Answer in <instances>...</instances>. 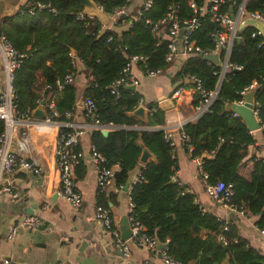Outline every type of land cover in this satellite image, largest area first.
<instances>
[{
  "label": "trees",
  "instance_id": "obj_1",
  "mask_svg": "<svg viewBox=\"0 0 264 264\" xmlns=\"http://www.w3.org/2000/svg\"><path fill=\"white\" fill-rule=\"evenodd\" d=\"M134 1L94 0L108 16L121 7L128 9V14L114 16L107 27L83 16L81 7L73 0H26L13 14L0 18V37L23 55L12 79L13 119L28 116L40 101L49 98L60 115L56 121H65L62 113L72 112L75 106L78 62L79 73L86 80L82 99L88 98L94 103L98 122V128L89 134V144L106 166H116L114 186L123 187L128 172L138 165L140 145L153 158L141 167L138 180L131 184L129 192L130 215L145 234L158 244H165L167 254L184 264L196 261L218 264L224 258L228 264H264V257L244 240L236 237V241H229L235 237L231 226L227 225L224 232L225 224L212 214L198 210L193 205V196L183 186L176 181L170 183L176 170L174 147L164 141L162 131L137 129L164 126V113L156 104L146 105V118L141 122L130 116L141 101L135 90L119 86L117 96L110 93V87L121 78V70L130 56L145 57L148 68L161 69L162 73L174 62H164L168 41L158 36L152 38L149 26L133 20L143 0L132 7ZM190 3L201 9L206 0H153L143 17L155 23L165 17L168 6H173L179 22L196 18L198 26L190 40L201 49H209L212 47L210 36L218 27L209 22L206 14L194 15L188 6ZM232 3L239 1L223 0L220 11L229 13L231 8L234 13ZM244 10L264 16V0H247ZM79 15L81 19L77 18ZM168 24L161 26L162 33L166 34ZM252 32L253 28H244L238 33L240 40L230 46L227 61L240 66L238 72L226 73L220 80L223 52L219 53L217 64L190 54L182 61L173 81L178 86L190 87L183 78L190 75L200 81L204 90L212 91L217 86V95L207 110L199 118L196 116L183 124L180 131L192 148L190 156L200 158L206 183L230 185V203L255 217V225L261 229L264 227V160L248 157L250 147H254L253 137L239 118L229 120L231 113L224 110L225 104L241 100L240 92L254 84L256 118L264 132V44L260 36L250 38ZM69 53H75V59ZM66 75L72 77V83L56 90L54 82ZM196 99L195 94L192 107L196 106ZM101 128L110 129L106 137L100 134ZM3 131L0 121V135ZM97 195L96 205L107 209L103 194ZM218 235L225 238L226 246L216 241Z\"/></svg>",
  "mask_w": 264,
  "mask_h": 264
},
{
  "label": "crops",
  "instance_id": "obj_2",
  "mask_svg": "<svg viewBox=\"0 0 264 264\" xmlns=\"http://www.w3.org/2000/svg\"><path fill=\"white\" fill-rule=\"evenodd\" d=\"M25 1L14 0L9 4L7 0H0V18L13 14ZM138 3H141V0H135L132 7L137 6ZM108 19L110 25L109 16ZM181 63L180 59H174L173 64L154 79L144 78L139 67L132 66L131 73L139 82L134 90L141 97L145 118L146 105L156 104L159 108L161 97L171 104V108L165 111L159 108L164 113L163 127L137 129L149 132L162 131L171 135L176 161L173 180L193 196L198 210L212 214L218 221L234 229L235 237L230 238V242L236 241V237L242 239L248 247L264 257V237L258 234L256 218L244 212L241 214L228 212L213 204L204 193L205 182L200 175L197 162H194L181 148L177 137L178 130L183 124L196 117L192 107L195 95L192 86H178L177 81H173V76ZM76 67L78 73L75 79V106L67 121L73 127L80 126L85 129L78 146L82 152V159L72 172L74 185L81 196V208L77 211L73 210L67 202L56 195L57 173L54 168L53 153L58 121L42 124V120L32 118L31 113L28 116L14 118L15 126L11 132L10 151L41 166L45 177L39 180L25 171L18 170L4 178L3 184L7 183L17 197L11 199L7 194L0 193V264L2 261H7L9 264H142L143 261L152 259V255L147 250L135 246L132 242L127 243L128 255L123 258L113 247L110 235L94 220V207L98 195L89 155L91 128L78 105L79 100H82L86 80L79 73L81 67L78 62ZM2 82L0 61V85ZM176 87L181 93L175 99L172 98V94ZM224 110L228 111L225 108ZM137 120L143 122L145 119ZM102 129L106 128L100 130ZM249 134L254 139V147H250L248 157L254 156L255 160H264L263 130L260 128ZM204 156L202 153L200 157ZM152 159L150 156L147 162ZM248 164L247 168L250 166V163ZM142 166L143 164L138 162V165L128 172L124 184V186L128 185L126 191H123L124 186L116 188L113 182L102 191L107 209L118 230L121 228L123 218L128 217L130 213L127 195ZM27 216L38 218V226L35 229L22 225L23 219ZM11 230H14V235L8 239ZM155 259L153 264H162L157 255ZM218 264H228V259L224 258Z\"/></svg>",
  "mask_w": 264,
  "mask_h": 264
},
{
  "label": "built area",
  "instance_id": "obj_3",
  "mask_svg": "<svg viewBox=\"0 0 264 264\" xmlns=\"http://www.w3.org/2000/svg\"><path fill=\"white\" fill-rule=\"evenodd\" d=\"M129 1L130 0H128V2ZM238 1V4H231V7H235L234 13H232L231 8H229V13H227L226 11H220L219 7L223 4V0H206L204 7H202L201 9L196 8L193 3H190L188 5L194 15L197 14L199 16H203L206 14L209 22L216 24L218 27V30L210 36L212 47L209 49H201L195 46L194 43L190 40L191 33L198 26L196 18L192 17L188 21L179 22L176 16V10L173 6H168L167 12L163 19L155 23H151L147 18L143 17V13H146L151 8L153 0H143L141 3L142 8L137 13V17L133 20L142 21L143 24L149 26L152 38H156L158 36V38L162 37L168 41L166 45L167 53L164 58L165 63L171 64L176 58L184 61L190 54H195L200 58L202 56L213 54L217 55L218 57L219 53L223 52L224 57L221 63V70L219 72V79L221 80L224 74L238 72L240 70V66L229 64L227 61V57L232 42L237 38H239L240 40L238 33L247 27L243 26V23L246 20H253L264 26V16L262 14L258 12H246L244 10V5L247 0ZM96 6L101 10L98 5ZM126 14H128L127 11L124 10L123 7H121L120 9L114 11L113 15L109 17L111 21H114V16ZM77 18L81 19L82 16L79 15ZM167 22L169 24L167 32L166 34H164L162 33L161 26L166 24ZM130 24L131 21L128 22V26ZM240 26L242 27L241 30H239ZM180 31H182V35L180 38H178ZM257 36H260V33L256 30L250 33V38H255ZM261 42L263 43V40H261ZM257 47H259V45H257ZM68 56L71 59H75V57L71 53H69ZM22 59L23 55L16 52L3 37H0V61L1 71L3 74V82L0 85V121L4 126V131L0 135V193L7 194L11 199H15L17 197V194L11 191V188L7 183L3 184L4 178H6L8 175H11L18 170H22L33 175L39 180L45 177L44 170L41 166L28 158L13 153L9 148L11 132L15 126V122L13 119L15 92L12 88V79L13 74L15 70L18 69ZM138 64L141 65L139 69L144 78L154 79L162 74L161 69L148 68L145 65V57L138 55L130 56L127 63L121 70V78L115 81L110 87V93L112 95L117 96V88L119 86L128 88L132 87L134 90L139 85L138 80L131 73L132 66L136 65L138 67ZM183 78L185 79L186 83L191 84L193 91L197 95L194 113L195 116H198L205 112L210 103L215 99L218 92L217 86L214 90L207 91L201 87L200 81L195 77L184 75ZM72 80L73 79L71 76L66 75L61 81H55L54 87L56 88V90H60L63 85L72 83ZM253 88L254 84H250L249 86L244 88L240 92L242 99L235 104L241 105L243 103V96L247 92L253 90ZM45 89L49 90V87H45ZM180 93L181 90L176 87L173 90L172 98L176 99ZM42 101L43 110L45 111L42 124H51L52 122H56V119L59 118L60 115L55 111L53 102L49 98H46ZM141 103L142 102L140 101L138 106H141ZM80 108L82 110L83 117L88 122L91 130L98 128L94 103L88 98L82 99ZM253 114L256 118L255 103L253 104ZM70 116L71 112H63L62 118L65 119V121L56 122L57 131L54 140L53 162L55 171L57 173L56 195L60 199L67 202L73 210L77 211L81 208V196L74 185L72 172L78 165L79 161H81L82 159V152L80 151L78 146L85 129L80 126L73 127V125L67 121ZM236 117L237 115L235 113H231L230 118L232 120H235ZM260 128L263 129V127ZM177 137L179 139L180 145L184 147L187 155L194 162H197L200 175L205 182V195L213 202V204L223 210H227L228 212H239L240 214L243 213V210L241 208L238 209L230 203V198L232 196L231 186L223 184L222 182L207 184L205 180L206 177L201 173L200 170V158L190 156L192 148L188 144L187 138L183 135L180 129L178 130ZM164 141L167 142L170 147H174V143L169 133H164ZM89 153L95 174L96 193L99 194L102 193L106 186L110 185L113 182V175L116 166H106L104 163V159L95 151L94 147L91 145L89 147ZM138 176L135 178L132 184L138 180ZM129 192L127 195V202L130 205ZM193 205L195 206L194 201ZM127 218L129 223V237L123 241L120 239V234L114 225V221L109 213V210L98 205H95L94 207V220H96L101 228L110 235V237L112 238L111 242L113 244V247L121 254L123 258H126L128 255L127 243L132 242L135 246L147 250L148 253L152 255V259L145 260L142 262V264H153L156 260V255L158 256V259L162 264H184L174 260L167 254L165 244H163V248L161 250H158L159 244L156 242V240L153 237L147 236L145 234L144 229L137 223L136 220H134L130 213ZM22 225L30 229H35L38 226V218L36 216H27L23 219ZM223 231H227V225L223 227ZM258 234L261 237H264V227L258 230ZM13 235L14 230H11L8 234V239H11ZM217 240L223 246L227 245V241L222 235H218ZM2 264L9 263L7 261H2Z\"/></svg>",
  "mask_w": 264,
  "mask_h": 264
},
{
  "label": "water",
  "instance_id": "obj_4",
  "mask_svg": "<svg viewBox=\"0 0 264 264\" xmlns=\"http://www.w3.org/2000/svg\"><path fill=\"white\" fill-rule=\"evenodd\" d=\"M7 1L10 4V2L12 3L14 0H10V1L7 0ZM73 1H75L81 7L82 9L81 14L83 16L96 19L102 26H108L109 24L108 16L104 14L102 10H100L96 6V4L94 3V0H73ZM243 26L251 27L254 30L258 31L264 43V26H262L261 24L253 20H246L243 23ZM241 29L242 27L240 26L239 30ZM181 35H182V31L179 32L178 38H180ZM235 41L238 42L239 38H237ZM73 56L76 57V54L73 53ZM201 59L205 62L206 61L211 62L212 64H217L218 62V57L215 54L202 56ZM130 89L133 90L132 87H130ZM80 103H81V100H79L78 102L79 106H80ZM253 104H254V91L251 90L243 96V103L241 105H237L235 103H227L224 105V108L228 111H231L232 113H235L237 117L240 119V121L243 123V125L245 126L248 132H255L260 129V126L253 114ZM159 108L162 111H165L171 108V104L167 99L161 97L159 99ZM30 116L32 118L39 119V120L44 119L43 101H40L39 105L31 112ZM131 116H134L140 120H144L145 119L144 109L141 106L137 107L131 112ZM199 117L200 116H198V118ZM108 133H109V129L100 130V134L103 137H106ZM140 148H141V154H140L138 162L140 164L145 165L151 155L150 153H148L146 149H144L142 145H140ZM252 153L253 151H251V154ZM115 176H116V173L114 172L113 178H115ZM173 182L174 180L171 179L170 183L172 184ZM127 187L128 185H125L123 188V191H126ZM123 219L124 220L120 224L121 228L118 230V228L116 227V229L118 230L120 234V239L124 241L129 237V223L127 221V216L124 217ZM162 248H163V244H159L158 250H161ZM193 264H198V261L194 262Z\"/></svg>",
  "mask_w": 264,
  "mask_h": 264
}]
</instances>
